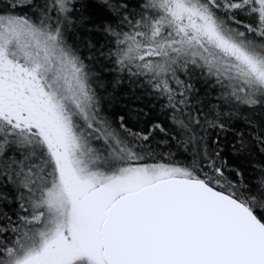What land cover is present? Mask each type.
Masks as SVG:
<instances>
[{
  "label": "snow or ice",
  "instance_id": "1",
  "mask_svg": "<svg viewBox=\"0 0 264 264\" xmlns=\"http://www.w3.org/2000/svg\"><path fill=\"white\" fill-rule=\"evenodd\" d=\"M0 264H264V0H0Z\"/></svg>",
  "mask_w": 264,
  "mask_h": 264
}]
</instances>
